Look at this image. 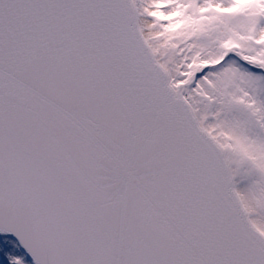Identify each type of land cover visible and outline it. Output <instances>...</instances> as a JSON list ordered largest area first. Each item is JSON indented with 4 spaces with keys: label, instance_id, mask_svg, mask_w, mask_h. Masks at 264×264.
<instances>
[{
    "label": "snow or ice",
    "instance_id": "6c2138e0",
    "mask_svg": "<svg viewBox=\"0 0 264 264\" xmlns=\"http://www.w3.org/2000/svg\"><path fill=\"white\" fill-rule=\"evenodd\" d=\"M0 264H264V0H0Z\"/></svg>",
    "mask_w": 264,
    "mask_h": 264
}]
</instances>
